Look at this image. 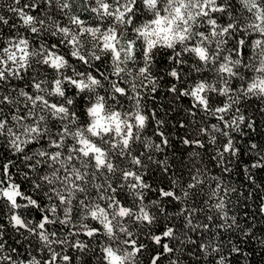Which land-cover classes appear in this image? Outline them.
Masks as SVG:
<instances>
[{
    "label": "snow or ice",
    "instance_id": "snow-or-ice-1",
    "mask_svg": "<svg viewBox=\"0 0 264 264\" xmlns=\"http://www.w3.org/2000/svg\"><path fill=\"white\" fill-rule=\"evenodd\" d=\"M77 4L0 10V264H233L264 215V0ZM162 91L202 114L178 141Z\"/></svg>",
    "mask_w": 264,
    "mask_h": 264
},
{
    "label": "trees",
    "instance_id": "trees-1",
    "mask_svg": "<svg viewBox=\"0 0 264 264\" xmlns=\"http://www.w3.org/2000/svg\"><path fill=\"white\" fill-rule=\"evenodd\" d=\"M10 2L11 0H0V10H3V7ZM81 2L82 0H78L77 7ZM90 15L91 13H87V12L84 13L85 18H87ZM205 75L209 76L210 74L205 73ZM172 99L173 98L171 96H165L164 92L162 91L159 93V99L157 100L156 103L158 106H162L164 111L168 112V116L165 117V119L168 121V124L166 125L167 130L170 134H172V139L174 141H178L179 137L176 135V128H174L172 125H174L177 120H183L185 123L193 119L199 120L202 114L198 113L196 117H191L185 111V109L189 107V101L186 98L180 100L175 105L172 103ZM149 104L151 106V102H149ZM164 111H161L160 113L161 116H164ZM148 134L151 135V130H149ZM252 135L256 143L260 145H264V126H262L259 129V135H257L256 133H253ZM179 155L180 153H176L177 157H179ZM157 156L158 158H162L161 154H157ZM184 158L185 160H187V152H185ZM244 159L246 161L249 160L248 157H245ZM205 163H207V157H205ZM241 167H243V165H241ZM232 176L234 181L237 182V184H239L240 180L243 178L242 176H236L235 172L232 174ZM260 176L261 179H264V172H261ZM261 195L264 196V194ZM149 196H151L150 193ZM232 199L233 201H235V195H233ZM261 202L264 201L257 200L256 203L252 204V206L249 208V211L250 212L253 211L256 208V204H259ZM6 213H7V208L0 207V223H6V216H5ZM208 214H212V213H208ZM174 223L177 226H179L181 221L180 219H176ZM249 223H253V220L250 219ZM254 223L255 226L253 228V231H255V236H253L250 240H247L246 242L240 245L242 250L241 254L233 258V264H264V215H260L257 212ZM9 231H11L10 228ZM189 235L194 236L195 234L189 233ZM226 237L227 234H225V238ZM176 255L182 256V259L186 262V264H192V261L189 260V258L186 255H182L180 252H177ZM73 264H83V258H81L80 260H76L74 257ZM145 264H147V261H145ZM163 264H168L167 257L164 259Z\"/></svg>",
    "mask_w": 264,
    "mask_h": 264
}]
</instances>
